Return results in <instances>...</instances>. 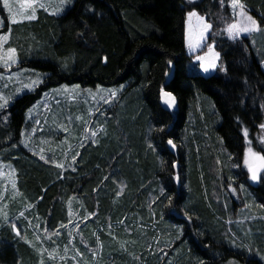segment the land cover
Segmentation results:
<instances>
[{
	"label": "trees",
	"instance_id": "1",
	"mask_svg": "<svg viewBox=\"0 0 264 264\" xmlns=\"http://www.w3.org/2000/svg\"><path fill=\"white\" fill-rule=\"evenodd\" d=\"M239 1L264 27V0ZM192 10L212 25L207 44L215 42L226 71L218 67L203 76L194 54H187L185 18ZM0 16V32L11 28L6 45L18 57L10 70L43 81L0 109V160L15 170L20 192L10 212L30 206L29 221L19 218L26 234L58 231L61 242L69 239L71 231L62 226L71 222V206L88 214L94 227L140 217L154 225L152 235L169 232L173 255L164 262L149 252L153 243L127 256L98 230L104 250L95 258L108 264H264V244L257 256L244 247L246 237L264 238V182L254 184L243 167V130L256 151L264 137V71L249 37L215 35L233 21L226 0L223 7L221 0H74L61 14L38 9L35 19L11 25L0 1ZM60 84L122 86L106 118V136L81 147L72 168L41 160L20 144L31 124L28 110ZM161 89L175 98L174 109L162 106ZM247 203L256 219L239 229L235 221ZM38 260L30 243L0 224V264Z\"/></svg>",
	"mask_w": 264,
	"mask_h": 264
},
{
	"label": "rangeland",
	"instance_id": "2",
	"mask_svg": "<svg viewBox=\"0 0 264 264\" xmlns=\"http://www.w3.org/2000/svg\"><path fill=\"white\" fill-rule=\"evenodd\" d=\"M0 1L7 14L8 21L11 15L16 21L22 22L27 21L24 19L25 15L33 14L32 7H35V18L38 9H44L51 14H56L57 12L61 14L64 9L72 5L74 0H8L12 8L11 14L4 8L3 0ZM226 1L229 5V0ZM239 3L241 4L240 1ZM39 4H44L45 7L40 8ZM239 11L240 9L237 8L234 14L231 9L233 14L232 22L234 20L239 21ZM244 11L248 16H251L245 8ZM0 20L3 21L1 16ZM186 20L187 15L185 18V29ZM8 32L2 31L0 33L7 34ZM206 35L208 40V33ZM241 36L249 37L250 46L253 49L254 55L261 61V68L264 71V27L260 28L259 31L242 34ZM211 44L213 43L211 42L207 45ZM7 47L5 45V48ZM185 50L187 54H194L193 60L198 63V71L203 76H209L217 70L210 69L208 73H204L200 69L199 62L195 60V56L204 55L207 52V48L201 53H198L200 50L196 53L190 52L186 46ZM219 65L221 66L220 60ZM0 68L3 69V71L0 70V75L4 77L0 79V95L5 97L16 94L17 89H23L22 94L28 90L24 88V85H29L33 80H41L36 75H27L25 73L26 70L12 71L2 66ZM16 73L21 74L19 79L15 77L11 80L8 79L10 75ZM65 88L68 91H64ZM121 90L122 86L97 85L95 88H82L77 84H60L47 89L41 98L28 110V121L31 124L23 132L20 144L39 157L40 155H44V160L48 162L56 165L62 164V168H72L73 157L79 153L81 147L86 143L96 145L106 136V118L111 116L109 110L118 101ZM110 91H116L117 96L111 102L105 103L104 100L109 99ZM19 95H16V97ZM166 99L167 97L164 96L161 98L163 107H167L165 103ZM175 107L176 104H174L172 109ZM1 119L3 120L4 117ZM92 132L96 133L95 137L92 136ZM243 167L246 169L244 163ZM16 183V172L13 167L0 160V224L8 223L16 234L19 232V236L32 245L34 252L39 255L38 264H108L103 258L100 260L95 258V251L98 252V249L102 248L103 253L104 250V246H101L103 242H100L101 237L98 230L104 231L110 243L115 244L118 242L119 248H121L120 251H123L127 256H133L137 247H147L150 243H153V249L149 251L155 255L153 258H162L166 262L173 255V253L167 252L171 243V239L166 237L169 236V232L167 231L164 234L160 229H156L155 234L152 235L151 231L154 229V225L143 222L140 217L128 223L119 222L117 224L115 222L94 227L92 226V222L88 220L90 217L88 214H84L79 208L71 206L69 207L71 222L62 227V230H65V232L71 231L72 236L69 239L67 238L61 242L60 239H57V235H60L61 232L37 231L36 229H33L32 235L29 236L26 234L23 227L24 224L19 221V218L22 217L27 222L29 221V216L25 214L29 212L30 206L23 205L22 209L12 216L10 212L12 205L18 201L20 196ZM253 183L255 184L256 182ZM247 204L239 211V218L235 221L237 228L239 225L242 226L241 223L243 221L252 222V219H256L249 206L251 204ZM86 217L87 219H85ZM13 225H15V229ZM122 226H125L121 231L123 235H119V230ZM241 232H243V229ZM149 235H151L150 239ZM91 240L97 242V245L100 247L94 250L91 246ZM260 243L264 244V238L256 236L251 238L246 237L244 247L247 246L245 248L248 250L255 248L254 251L257 256L259 255L257 246L261 245ZM227 264L242 263L232 260Z\"/></svg>",
	"mask_w": 264,
	"mask_h": 264
},
{
	"label": "snow or ice",
	"instance_id": "3",
	"mask_svg": "<svg viewBox=\"0 0 264 264\" xmlns=\"http://www.w3.org/2000/svg\"><path fill=\"white\" fill-rule=\"evenodd\" d=\"M188 4H195L196 0H186ZM3 6L5 9L9 11V13H12V8L9 5L8 0H3ZM40 8H44V4L38 5ZM221 6H224V0H221ZM229 7L233 10V13H236L237 8L240 9L239 11V21H235L232 23H227L222 31H217L215 33L216 36H222L226 33L227 38L231 41L238 40L242 34H250L253 31H259V25L257 24V21L254 20L251 16H248L246 12L244 11V5L239 3V0H229ZM32 15H25L24 19L26 20H32L35 19V7H32ZM56 14H59L57 12ZM221 21H224L226 18L221 16ZM20 21H16L12 16L9 17V24L17 23ZM3 26V21L0 20V28ZM212 28V25L206 22V18L199 15V13L195 10L189 11L187 13V20H186V29H185V46L190 52L196 53L198 50H202L204 46L207 44V33L210 32ZM11 35V28H9V32L7 34L0 33V66H2L5 69H11L13 65H16L18 63L17 55H16V49L12 47L5 48L6 43L9 40V37ZM219 58L220 53L215 51V42L211 45H207V52L204 53V55H196L195 60L199 62L200 69L204 73H208L210 69H217L219 67L220 71H226L225 68L221 67L219 65ZM171 64V61L168 62ZM67 67V65H65ZM21 74L16 73L13 75H10L8 77L9 80L13 79L15 77L16 79H19ZM4 77L0 75V79H3ZM42 80H33L29 85H24V88H27L28 90H32L36 86H38L40 83H42ZM23 89H17L16 94L11 96H3L0 95V109L6 108L9 103H11L16 95L21 94ZM64 91H68L67 88L64 89ZM162 96L167 97L165 103L167 104L168 108H172L175 104V98L172 96L171 93H165L163 92V89H161ZM117 96L116 91H110L109 92V99L104 100L105 103L111 102L113 98ZM237 122L239 123V120L237 119ZM39 123V122H37ZM261 130H264V124H261L259 126ZM160 131H164V129H160ZM23 135V133H22ZM96 133L92 132V136L95 137ZM243 135L245 137V143L246 147L244 150V159L243 163L244 166L247 169V172L250 174V179L253 182L261 181L264 182V175H261V173H264V137L260 138V146L261 150L256 151L252 147V142L248 139V131L247 129L243 130ZM168 145H170L172 148H175L176 145L173 143L171 139L167 141ZM26 144V142H25ZM151 147V145H150ZM79 155V153H77ZM40 159L44 160V155H40ZM76 157H73V160H75ZM57 167H63L62 164H57ZM175 167V164L173 165ZM235 167V165H233ZM178 179V177H177ZM229 188H231V184L229 185ZM240 189L243 190V185L240 186ZM232 191H236V189H231ZM160 195L161 197H165L166 193L163 188L160 189ZM168 199V205H172V197H167ZM187 215V213H185ZM189 219L191 217H188ZM87 219V217L85 218ZM63 227V226H62ZM13 228L15 229V225H13ZM17 235H19V232H17ZM234 243V241H233ZM247 247V246H245ZM264 259V257H262Z\"/></svg>",
	"mask_w": 264,
	"mask_h": 264
},
{
	"label": "water",
	"instance_id": "4",
	"mask_svg": "<svg viewBox=\"0 0 264 264\" xmlns=\"http://www.w3.org/2000/svg\"><path fill=\"white\" fill-rule=\"evenodd\" d=\"M171 71H173V67H171ZM178 176L176 175V178H177Z\"/></svg>",
	"mask_w": 264,
	"mask_h": 264
}]
</instances>
